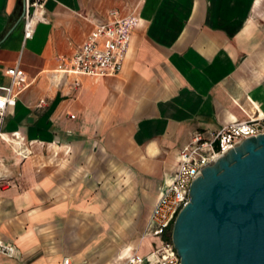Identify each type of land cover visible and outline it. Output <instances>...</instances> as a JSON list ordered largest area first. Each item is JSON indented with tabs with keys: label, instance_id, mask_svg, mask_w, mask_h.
I'll return each instance as SVG.
<instances>
[{
	"label": "crops",
	"instance_id": "crops-1",
	"mask_svg": "<svg viewBox=\"0 0 264 264\" xmlns=\"http://www.w3.org/2000/svg\"><path fill=\"white\" fill-rule=\"evenodd\" d=\"M45 10L24 41L25 0H0V86L15 65L28 80L0 139V241L17 250L0 264H123L134 253L157 264L148 223L181 150L264 113V0H46ZM112 12L140 18L121 73H56L57 57Z\"/></svg>",
	"mask_w": 264,
	"mask_h": 264
},
{
	"label": "built area",
	"instance_id": "built-area-1",
	"mask_svg": "<svg viewBox=\"0 0 264 264\" xmlns=\"http://www.w3.org/2000/svg\"><path fill=\"white\" fill-rule=\"evenodd\" d=\"M46 0H25L22 18L24 41L34 37L38 24L46 20ZM140 23L133 14L121 17L112 12L109 19L95 25L87 40L75 53L57 57L56 73L67 76H89L105 78L118 76L128 55L132 34ZM10 83L0 86V139L4 136L6 118L10 108L16 106L20 94L27 88L26 73L15 65L7 70ZM78 86V84H77ZM264 135V113L252 115L248 120L234 122L221 128L211 138L203 134H193L190 142L181 150L176 173L171 182L164 187L151 212L148 233L160 240L155 254L157 264H181L172 239V227L181 210L190 201V189L193 180L202 175L201 170L214 159L229 151L243 141ZM19 138L16 137L15 141ZM27 152L21 151L24 158ZM7 183L0 176V192ZM0 253L15 257V246L0 241ZM64 264H74L69 258ZM123 264H145V259L137 253L129 256Z\"/></svg>",
	"mask_w": 264,
	"mask_h": 264
},
{
	"label": "water",
	"instance_id": "water-1",
	"mask_svg": "<svg viewBox=\"0 0 264 264\" xmlns=\"http://www.w3.org/2000/svg\"><path fill=\"white\" fill-rule=\"evenodd\" d=\"M201 172L173 225L181 264H264V135Z\"/></svg>",
	"mask_w": 264,
	"mask_h": 264
},
{
	"label": "trees",
	"instance_id": "trees-1",
	"mask_svg": "<svg viewBox=\"0 0 264 264\" xmlns=\"http://www.w3.org/2000/svg\"><path fill=\"white\" fill-rule=\"evenodd\" d=\"M173 230V227H172V229H171V231ZM168 239L169 240H171L172 239V236H171V234H170V236L168 237Z\"/></svg>",
	"mask_w": 264,
	"mask_h": 264
}]
</instances>
